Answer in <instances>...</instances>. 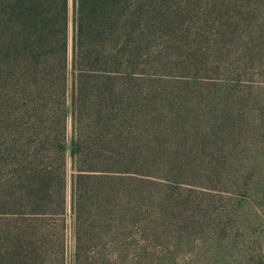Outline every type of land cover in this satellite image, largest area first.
<instances>
[{
	"label": "trees",
	"instance_id": "obj_1",
	"mask_svg": "<svg viewBox=\"0 0 264 264\" xmlns=\"http://www.w3.org/2000/svg\"><path fill=\"white\" fill-rule=\"evenodd\" d=\"M255 190L264 0H0V264H192Z\"/></svg>",
	"mask_w": 264,
	"mask_h": 264
},
{
	"label": "rangeland",
	"instance_id": "obj_2",
	"mask_svg": "<svg viewBox=\"0 0 264 264\" xmlns=\"http://www.w3.org/2000/svg\"><path fill=\"white\" fill-rule=\"evenodd\" d=\"M70 3L72 7V0ZM242 193L246 200L242 205L235 207L236 211L228 226L233 231H230L228 236H224L222 239L226 242L214 245L212 257H203L200 246L197 260L192 264H264V201L262 192L255 190L251 193ZM67 224L69 226L67 242L70 264L73 238L69 217ZM184 260L185 258H181L179 264H185Z\"/></svg>",
	"mask_w": 264,
	"mask_h": 264
}]
</instances>
